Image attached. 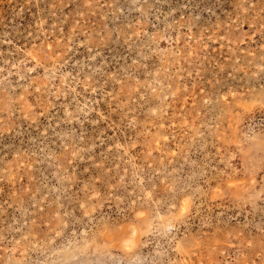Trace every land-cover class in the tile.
<instances>
[{"label":"rangeland","instance_id":"1","mask_svg":"<svg viewBox=\"0 0 264 264\" xmlns=\"http://www.w3.org/2000/svg\"><path fill=\"white\" fill-rule=\"evenodd\" d=\"M0 264H264V0H0Z\"/></svg>","mask_w":264,"mask_h":264},{"label":"snow or ice","instance_id":"2","mask_svg":"<svg viewBox=\"0 0 264 264\" xmlns=\"http://www.w3.org/2000/svg\"><path fill=\"white\" fill-rule=\"evenodd\" d=\"M185 204H186V202H185ZM185 209L184 208H181V212H183Z\"/></svg>","mask_w":264,"mask_h":264}]
</instances>
